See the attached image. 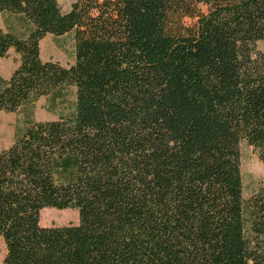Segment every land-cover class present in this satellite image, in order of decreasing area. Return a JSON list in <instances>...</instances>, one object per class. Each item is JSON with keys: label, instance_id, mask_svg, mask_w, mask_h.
<instances>
[{"label": "trees", "instance_id": "obj_1", "mask_svg": "<svg viewBox=\"0 0 264 264\" xmlns=\"http://www.w3.org/2000/svg\"><path fill=\"white\" fill-rule=\"evenodd\" d=\"M0 111L29 114L0 151L1 264H264V184L243 194L241 143L264 163V0H0ZM72 32L70 66L40 41ZM77 224L42 226L46 208Z\"/></svg>", "mask_w": 264, "mask_h": 264}, {"label": "rangeland", "instance_id": "obj_2", "mask_svg": "<svg viewBox=\"0 0 264 264\" xmlns=\"http://www.w3.org/2000/svg\"><path fill=\"white\" fill-rule=\"evenodd\" d=\"M61 9L70 10L75 0H57ZM20 20L14 15L0 13V28L20 32ZM257 47L264 53V40L258 42ZM40 53L43 60L57 61L64 66H70L75 60V40L72 32L62 36L46 35L40 41ZM19 65V56L13 49L6 57L0 59V74L10 78L12 72ZM75 102V88L66 86L57 97H41L31 109L23 108L16 112L0 111V151L9 147L15 137L16 130L22 128L28 121L29 114L36 121L56 120L69 115L73 111ZM241 172L243 179V194L248 199L264 184V163L260 159L259 150L247 142L241 143ZM78 211L75 209H56L46 207L41 211L40 224L42 226H65L77 224ZM5 244L0 241V264L5 256Z\"/></svg>", "mask_w": 264, "mask_h": 264}]
</instances>
